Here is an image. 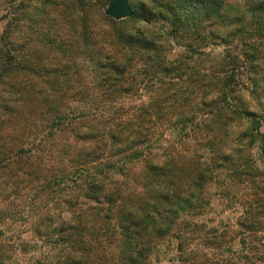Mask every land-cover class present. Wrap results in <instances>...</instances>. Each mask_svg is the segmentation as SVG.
I'll return each instance as SVG.
<instances>
[{
  "label": "trees",
  "instance_id": "trees-1",
  "mask_svg": "<svg viewBox=\"0 0 264 264\" xmlns=\"http://www.w3.org/2000/svg\"><path fill=\"white\" fill-rule=\"evenodd\" d=\"M109 1L0 0V205L70 190L32 226L40 264H148L164 241L178 264H232L212 255L236 241L263 263L264 0H127L121 20ZM238 184L234 227L202 237Z\"/></svg>",
  "mask_w": 264,
  "mask_h": 264
},
{
  "label": "rangeland",
  "instance_id": "rangeland-1",
  "mask_svg": "<svg viewBox=\"0 0 264 264\" xmlns=\"http://www.w3.org/2000/svg\"><path fill=\"white\" fill-rule=\"evenodd\" d=\"M104 2L106 5L107 0H104ZM1 13L0 11V14ZM170 45H172L171 42L170 44H166V48H170ZM179 50L180 49L177 47L170 49L173 54L178 53ZM221 50V46L215 47L212 51V56L215 52L220 53ZM83 58H79V63L83 64V60H85ZM94 109L98 111L97 113H103L104 115L113 111L111 108H108L107 105H100L98 108L94 107ZM173 119L174 118H172L171 121ZM170 123V121L165 123V147H167L168 144L174 143L171 136L167 133L170 127H173L169 125ZM239 128L243 129V127H232V131H237ZM261 132L264 134V127L261 128ZM252 155L253 158H256V165L264 173V154L260 153L257 147H254L252 148ZM44 157L47 156L44 155L42 157L41 165L43 167H50L52 164L48 163ZM55 165L56 164H53V167H56ZM227 175L230 177V174ZM228 176L227 178H229ZM68 186H70V184H68ZM36 188L37 183L33 187H23L18 196H11L10 202L0 205V264H40L39 260H42L41 254L44 245L33 236L31 232L32 226L45 209L53 207L54 203L60 202V199L66 197L70 190L68 191L66 185L63 183H61L58 188H55V191L53 193L51 192L52 194L46 189L39 193L38 188ZM212 191L210 207L202 214L200 219L204 224L201 231L202 237L205 236V230L216 229L217 233L221 234L227 231L225 228L226 226L234 227L235 220L242 214L238 204L241 199L246 198L243 193L248 191V188L244 184H238L237 190L230 192L227 198L217 195V190L215 189H212ZM258 234L263 236L262 241L264 242V228H262ZM224 238L226 237L217 238L216 240L220 241ZM173 244L174 241L170 243L164 241L160 244V250L157 254L150 257L148 264H178L179 260L175 258L177 254ZM194 245L197 246V249L203 251L200 255L201 257L204 258V254L205 257H211V252H204V241L200 237L192 242V246ZM232 248L230 252H227L225 249L218 251L214 250V255H212L213 260L217 262L221 258H229L232 264H244L242 261L239 262V260L244 254L248 253V250L241 249L237 241L233 244ZM52 259L54 260V256L50 257L49 260ZM260 264H264V261Z\"/></svg>",
  "mask_w": 264,
  "mask_h": 264
},
{
  "label": "water",
  "instance_id": "water-1",
  "mask_svg": "<svg viewBox=\"0 0 264 264\" xmlns=\"http://www.w3.org/2000/svg\"><path fill=\"white\" fill-rule=\"evenodd\" d=\"M104 14L114 20H121L132 15L127 0H110L104 8Z\"/></svg>",
  "mask_w": 264,
  "mask_h": 264
}]
</instances>
